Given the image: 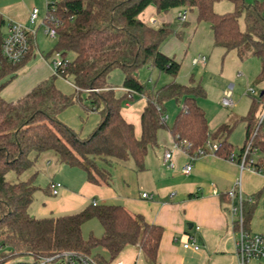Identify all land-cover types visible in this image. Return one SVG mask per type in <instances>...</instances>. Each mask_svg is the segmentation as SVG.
Here are the masks:
<instances>
[{
	"label": "trees",
	"instance_id": "trees-1",
	"mask_svg": "<svg viewBox=\"0 0 264 264\" xmlns=\"http://www.w3.org/2000/svg\"><path fill=\"white\" fill-rule=\"evenodd\" d=\"M217 1L220 0H63L54 50L64 58L68 52L75 54L67 58V65L16 101L4 99L1 90L32 57L0 68V264L17 255H52L66 250L108 264L126 245H137L147 263L157 262L162 226L148 223L121 204L90 203L77 212L37 217L30 212L38 190L34 174L16 183L7 181L6 174L9 170L22 174L34 168L37 157L48 150H53L61 163L84 169L87 180L99 185L112 184V168L119 162L132 159L135 169L142 171L148 149L157 145L158 131L168 127L169 100L181 105L170 126L177 144L184 146L187 142V153L193 155L200 149L207 151L208 140L212 139L219 144L215 153L230 158L233 145L228 138L232 126L225 123L209 132L206 113L197 102V98L205 97L202 85L193 78L188 84L179 82L181 63L161 49L172 31L169 24L154 26L139 18L150 5L159 13L177 4L187 6L196 11L199 22L210 25L215 46L236 50L241 59L256 56L261 64L257 79L264 81V1L247 4L245 0H230L235 8L224 13L215 11ZM242 16L244 29L240 26ZM144 66L154 67L173 79L149 91L139 79V70ZM114 68L123 72L124 89L146 98L140 137L121 112L131 99L128 91L119 94L109 83ZM58 77L74 84L76 93H63L56 86ZM83 94L89 100L88 110L100 114L99 123L85 137L59 119V114ZM263 107L264 90L259 100L253 99L242 120L246 123V142L256 131L253 145L263 158L255 166L264 171V123L259 124ZM259 196L260 192L243 202L247 230ZM93 218L100 221L103 233L85 238L82 226ZM98 248L105 249L108 257L96 252Z\"/></svg>",
	"mask_w": 264,
	"mask_h": 264
},
{
	"label": "crops",
	"instance_id": "crops-1",
	"mask_svg": "<svg viewBox=\"0 0 264 264\" xmlns=\"http://www.w3.org/2000/svg\"><path fill=\"white\" fill-rule=\"evenodd\" d=\"M45 5L46 0H0V13L5 18L28 24L31 9L37 6L43 13ZM183 8L187 6L177 4L169 11L159 13L155 6L150 5L139 15V18L145 23L158 26L172 21L173 15L170 13L178 14ZM190 12L193 20L188 21L187 18L185 25L190 30L191 37L198 39L202 34L198 42L200 45L204 34L206 39L210 38L214 44L210 25L207 23L208 29L202 24L203 22L197 20L196 11ZM161 49L177 61L183 57H180L179 51L173 49L168 42L163 43ZM199 55L203 54L188 56L184 54V57L188 58L191 66H197L193 63V59ZM46 58L42 57L29 65H26V62L16 76L2 88V97L8 101H16L27 95L40 82L49 78L53 74V68ZM179 62L182 67L183 62ZM177 80L188 84L178 77ZM64 82L73 88L72 91L66 90ZM111 85L120 91L119 94L123 92L122 84L120 86ZM56 86L63 93H76V86L63 77L56 79ZM202 98L204 97L197 98V102L204 109L200 102ZM250 103L252 104V100ZM145 105L146 98L139 94L136 102H126L121 109L123 117L134 124L137 137L141 135V113ZM169 107L173 109L169 114L166 113L168 127H162L158 131L157 145L148 149L144 170L137 171L134 162L128 163L123 168L114 166L111 185L92 183L87 180V175H83L78 183L72 186L63 184L58 195L52 194L51 183L54 180H51L49 192L54 197L60 196L59 201L49 208L42 207L38 212L39 216L34 215L43 217L56 213V206L60 209L58 213L61 214L77 212L93 201L98 204H121L131 213L142 215L148 223L163 227L164 232L155 264H240L236 246L238 233L232 226L230 213V207L232 203H237V199L231 200L227 195L238 181L241 183V191L245 200H250L260 192L253 218L249 224V231L264 235V172L241 169L239 164V156L246 143V123L242 120L243 116H241L243 144L235 148L237 144L231 140L230 136L228 138L233 145L234 160L209 152L191 161L188 153L177 146L174 135L170 131V126L173 125L181 105L175 100H169L166 103V110ZM204 111L209 127V118L205 109ZM59 119L85 137L99 123L100 114L95 110H88L81 98L62 111ZM222 121H224L221 122L222 124L227 123L225 120ZM209 132L213 133L210 129ZM170 150L173 165L165 161V153ZM262 158L263 154L260 152L255 156L256 161ZM189 162L192 163V170L186 174L183 168ZM35 168L34 166L33 169ZM143 193H147L148 196L143 197ZM32 207L33 203L30 208L33 215ZM192 237L200 245V249L184 247V243ZM103 250L105 251L103 255L108 257L107 251ZM108 264L149 263L146 262L137 245H126ZM246 264H264V258L253 259Z\"/></svg>",
	"mask_w": 264,
	"mask_h": 264
},
{
	"label": "rangeland",
	"instance_id": "rangeland-1",
	"mask_svg": "<svg viewBox=\"0 0 264 264\" xmlns=\"http://www.w3.org/2000/svg\"><path fill=\"white\" fill-rule=\"evenodd\" d=\"M247 4H251L257 0H245ZM264 1V0H258ZM215 11L224 13L227 11L234 10V4L230 0H220L214 3ZM187 9L188 21H192L191 12L188 8H183L181 11ZM173 15L172 21H169V26L172 29L171 34L167 37L165 42L179 51V61L183 62L181 70L178 74V78L183 80L185 83H189L193 78L196 82L200 83L206 93V96L200 99L201 104L207 112L209 118V129L214 132L219 126L222 125V120H225L229 125L232 126V131L229 136L231 140L237 144L235 148H239L243 144V133H242V120L241 116H245L250 108V102L253 99L259 100L260 94L264 90V81L258 80L257 76L261 70L260 60L256 56H249L244 60H241L236 50L224 51L222 48L214 46L210 38L205 37L203 34L201 44L198 45L199 39L202 37L199 32L198 39L191 37L190 30L186 27V23L179 20L177 13H170ZM206 27L209 26L203 22ZM240 26L242 29L245 28L243 16L240 18ZM44 27L41 26L38 29L36 35L37 49L35 56L27 61L26 65L36 62L42 57L51 62L55 57V45L57 43L56 38L49 37L45 34ZM164 42V43H165ZM203 54L207 57V64L201 66H191L188 58L185 59L184 54ZM73 52H68L67 58L72 59L74 57ZM5 78V80H7ZM139 79L145 84L147 90L158 88L166 83L171 82L173 77L167 73H160L157 69H153L151 66H144L139 70ZM109 83L115 86H120L123 81V72L121 68H114L110 72ZM65 83V82H64ZM232 86L234 95V105L222 106L221 98L225 94L226 90ZM68 92L72 91V87L68 84H64ZM116 88V87H115ZM250 89H254L255 92L248 93ZM120 93V91H117ZM68 94V93H67ZM87 95L83 94V103L89 104ZM139 99V94L133 93V98L126 102L134 103ZM125 102V103H126ZM173 103V102H172ZM173 107H169L167 114L172 112ZM259 114V113H258ZM209 144L215 143L212 139L208 140ZM208 144V148H209ZM35 154H32L34 157ZM128 163H133V160H127L114 164L119 168L126 167ZM35 170L30 168L22 174H17L14 170H9L6 174V179L10 183H16L19 181L27 180L31 175L34 174V184L38 186V190L34 194L33 201V215L39 216L38 212L42 207H50L56 205V201H59V197H54L50 194L49 183L51 180L60 181L62 184L72 186L80 180L81 176L86 175V172L81 167L69 166L61 163L53 150L42 152L35 160ZM56 213L53 215L61 214L58 213L60 210L58 206L55 207ZM52 215V214H51ZM82 232L85 238H88L91 234L95 236H101L103 228L100 221L97 218L86 221L82 226ZM5 251L9 252V249L5 248ZM99 251L104 254L103 248H98ZM30 257L28 255H17L9 259L6 263L9 264L12 261L27 260Z\"/></svg>",
	"mask_w": 264,
	"mask_h": 264
},
{
	"label": "built area",
	"instance_id": "built-area-1",
	"mask_svg": "<svg viewBox=\"0 0 264 264\" xmlns=\"http://www.w3.org/2000/svg\"><path fill=\"white\" fill-rule=\"evenodd\" d=\"M63 0H46L45 10L42 13L41 9L34 6L31 9L29 16V23L24 24L21 22L13 21L11 19L5 18L0 13V68L6 64L18 65L25 61L28 57L35 56V51L37 49L36 35L38 29L43 26L45 29V34L49 37L57 39L58 28L62 22L58 10L60 8V3ZM187 9L180 11L177 15L178 19L186 22L188 18ZM207 62V57L204 55H199L193 59L194 64L205 65ZM51 65L53 68V73L57 74V69L59 67H64L68 63V59L64 58L60 52H55V57L51 60ZM126 90L127 89H122ZM255 92L254 89H250L248 93ZM134 92H129V97H133ZM223 106L234 105L233 100V88L230 86L226 90L222 98ZM264 123V107L259 115V124ZM256 131L253 133L252 137L245 143L242 152L239 156V164L241 169H249L254 172H264L263 170L255 166V156L259 154L258 147L253 145V137ZM177 144V143H176ZM184 146L177 144L179 148L186 151L187 142L183 143ZM209 144V142H208ZM219 148L217 142L209 144L207 151L200 149L196 154L189 155L191 161L197 159L201 155L206 153H215ZM230 159L234 160L235 155L232 153ZM165 161L172 163V151H167L165 153ZM192 170V163H187L183 171L188 174ZM63 184L59 181H54L51 183V190L53 195H58L62 189ZM231 200L237 199V203H232L230 207V213L232 216V226L238 233V239L236 241L237 255L239 257L240 264H246L253 259H263L264 258V235L259 233H252L245 227L244 213H243V202L245 198L243 197L241 191V183L238 181L236 185L230 189L227 193ZM147 193H143V197H147ZM96 205L97 202L93 201ZM185 248H193L195 250L200 249V245L192 237L189 241L184 243ZM30 258L27 260H17L12 261L9 264H99L92 256L85 255L77 251L66 250L60 253L52 255H28Z\"/></svg>",
	"mask_w": 264,
	"mask_h": 264
}]
</instances>
